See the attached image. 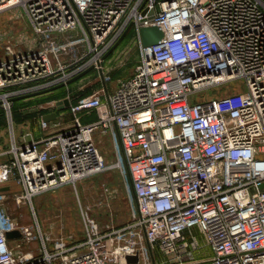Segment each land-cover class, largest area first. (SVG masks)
Instances as JSON below:
<instances>
[{
  "label": "built area",
  "instance_id": "2783aa9c",
  "mask_svg": "<svg viewBox=\"0 0 264 264\" xmlns=\"http://www.w3.org/2000/svg\"><path fill=\"white\" fill-rule=\"evenodd\" d=\"M15 7L33 38L0 45L9 142L0 153L8 156L0 161V264H124L135 254L136 264H264V0H0V13ZM151 26L162 36L144 47L139 30ZM129 30L139 51L133 73L112 93L68 102L72 115L93 111L97 119L82 125L74 117L17 143L13 99L100 70ZM236 80L242 92L191 100ZM50 124L39 121L43 131ZM109 132L129 181L131 221L99 229L83 216L80 239L49 245L33 198L121 171L119 156L109 162L93 140ZM9 195L31 211L30 226L10 220ZM12 231L19 236L7 238ZM33 240L37 251L10 248Z\"/></svg>",
  "mask_w": 264,
  "mask_h": 264
},
{
  "label": "rangeland",
  "instance_id": "374dc122",
  "mask_svg": "<svg viewBox=\"0 0 264 264\" xmlns=\"http://www.w3.org/2000/svg\"><path fill=\"white\" fill-rule=\"evenodd\" d=\"M31 38H33L31 27L21 8L15 7L0 13V45H21ZM129 38L130 35L125 36L110 57L102 63L100 70L85 73L63 87L46 94L15 103L11 108V121L13 120L16 128L15 139L19 138L20 133L27 131L34 133L33 128L36 127L41 113L56 109L57 102L66 99L68 102L75 103L80 98L89 96L102 88L111 91L118 79L130 76L139 59V51L136 37L132 43L129 42ZM222 87L218 92L214 89H206L200 94L193 95L191 100H208L244 90L241 80L232 81ZM6 124V115L0 110V148L7 144L8 134L6 135L4 130ZM96 143L99 144L100 151L105 154L109 162L112 160V157L108 156L110 152L119 156L122 164L121 171L100 173L81 180L74 186L47 191L33 198L39 231L44 238H47L49 245L60 238L80 239L83 235V216L92 219L99 229L116 227L131 221L134 204L119 147L115 140L110 145L105 137L99 138ZM4 207L8 217L16 226L32 224L31 211L22 203L16 205L11 195L7 196ZM32 227L34 229L33 225ZM10 248L19 253L38 249L36 240L10 243Z\"/></svg>",
  "mask_w": 264,
  "mask_h": 264
},
{
  "label": "crops",
  "instance_id": "0c3cea01",
  "mask_svg": "<svg viewBox=\"0 0 264 264\" xmlns=\"http://www.w3.org/2000/svg\"><path fill=\"white\" fill-rule=\"evenodd\" d=\"M133 35H132V34ZM126 35H130V38H129V42L130 43H132L133 42V40L135 39V34H134V32L132 31V30H129L125 35H124V37L122 38V40H124V38H125V36ZM122 40L117 44V46L122 42ZM117 46L111 51V52H109L105 57H104V59H103V61H102V63L108 58V57H110V54L117 48ZM112 56V55H111ZM137 62H138V60L136 61V64H137ZM102 63H101V65H102ZM135 64V65H136ZM92 71H94V69H89V70H87L85 73L87 74V73H90V72H92ZM85 73H83V74H85ZM82 74V75H83ZM81 75V76H82ZM126 78V77H125ZM124 79V78H123ZM118 80H121V79H118ZM117 80V81H118ZM68 84V83H67ZM116 85H117V82H116V84H115V87L110 91V90H108V89H106V91L108 92V93H112L114 90H115V88H116ZM63 87V86H62ZM46 94V93H45ZM39 96V95H38ZM32 98V97H31ZM31 98H25V99H18V100H15V101H24V100H27V99H31ZM103 99V98H102ZM69 103L70 104H73L72 102H70L69 101ZM49 114H54L55 115V118L53 119V120H51V121H48L49 123H52V124H50L51 126H50V130H48V131H43V130H41V128H40V125H39V121H40V119L42 120V117L43 116H45V115H49ZM76 118L77 120H78V122L80 123V124H82V125H86V124H89V123H92V122H94L96 119H97V116H96V113L95 112H79L78 114H76L75 116L74 115H72L71 113H70V110H69V106L67 105V106H63L62 107V109H52V110H48V111H46V112H43V113H41V115L39 116V121H37L36 122V127H34L33 128V130H35L34 131V133H32V132H24V133H20L19 134V138L16 140V142L17 143H22L23 142V139H28L27 141H29L30 139L31 140H38V139H40V138H42V137H44L45 135H47V134H49V133H51V132H53V131H58V130H60L62 127H68L71 123H72V121H73V118ZM12 126H13V131L16 129L15 127H14V123H13V120H12ZM6 128H7V124H6V127H4V130L6 131ZM16 131V130H15ZM6 135H7V133H6ZM108 136V137H107ZM102 137H105V138H107V140L109 141V144L111 145L112 144V141L113 140H115V142L117 143V141H116V139H115V135L114 134H111L110 132L109 133H107L106 135H104V136H102V135H99V134H95L94 136H93V140H94V142L96 143V140H99V138H102ZM109 137H111V139L109 138ZM14 138H15V136H14ZM97 144V143H96ZM98 146H99V144H97ZM9 149V142H8V137H7V144H6V146L5 147H3V148H0V153H3V152H6L7 150ZM99 149H100V147H99ZM110 151H111V149H110ZM103 154V153H102ZM112 152H110V154L108 155V156H111L112 157ZM103 156H104V158L106 159V160H108L107 158H106V156H105V154H103ZM8 158V156L6 155V156H0V161H4V160H6ZM194 233H196V235H197V239L198 240H201V237L197 234V232L194 230Z\"/></svg>",
  "mask_w": 264,
  "mask_h": 264
},
{
  "label": "water",
  "instance_id": "95a60500",
  "mask_svg": "<svg viewBox=\"0 0 264 264\" xmlns=\"http://www.w3.org/2000/svg\"><path fill=\"white\" fill-rule=\"evenodd\" d=\"M127 32V31H126ZM126 32L123 34V36L116 42V44L110 49L109 52H111L116 46L117 44L122 40V38L124 37V35L126 34ZM162 36V32L161 30L156 27V26H151V27H143L139 30V37H140V42H141V45L146 47V46H152V45H155L158 43V41L160 40ZM108 52V53H109ZM107 53V54H108ZM87 71V70H86ZM85 71V72H86ZM83 72V73H85ZM83 73L77 75L75 78H72L71 80H69L67 83H70L71 81H73L74 79H77L78 77H80ZM63 84H60V85H57V86H54L52 88H49V89H46V90H42V91H38V92H35V93H31V94H28V95H23V96H20V97H17V98H14L13 100H18V99H25V98H31V97H35V96H38V95H42V94H45L49 91H52L54 89H57L59 87H62ZM68 105V101L66 99H64L63 101H59L57 102V109H62L63 106H67ZM55 118V115L54 114H49V115H45L42 117V120L44 122H48V121H51ZM7 190L6 187L4 188H0V191H5ZM19 236V233L17 231H12V232H8L6 234V237L7 238H12V237H18ZM138 262V255L135 254V255H132V256H125L123 258V263L124 264H136Z\"/></svg>",
  "mask_w": 264,
  "mask_h": 264
},
{
  "label": "trees",
  "instance_id": "16d2710c",
  "mask_svg": "<svg viewBox=\"0 0 264 264\" xmlns=\"http://www.w3.org/2000/svg\"><path fill=\"white\" fill-rule=\"evenodd\" d=\"M17 102H18V101H14L13 104H12V106H14V104L17 103Z\"/></svg>",
  "mask_w": 264,
  "mask_h": 264
}]
</instances>
